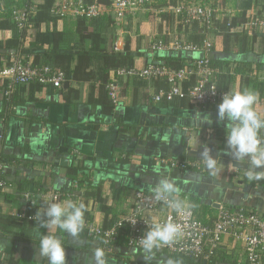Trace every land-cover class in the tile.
I'll return each mask as SVG.
<instances>
[{"label": "crops", "instance_id": "obj_1", "mask_svg": "<svg viewBox=\"0 0 264 264\" xmlns=\"http://www.w3.org/2000/svg\"><path fill=\"white\" fill-rule=\"evenodd\" d=\"M192 1L153 0V11H141L126 23L115 24L109 16H102L85 20L81 30H77V20L57 21L49 14L32 24L22 39L26 51L37 35L64 33L70 38V54L56 61L43 56L52 46L38 42L36 52L28 57L33 64L49 65L63 74L64 68L73 71L78 67L80 76L90 73L92 78L74 80L70 74L60 89L34 81L16 85L0 80V153L8 159L6 176L12 185L0 194L1 214L35 215L44 206L43 194L32 193L35 188L72 189L88 211L86 221L101 228L111 227L128 213L135 192L151 193L159 180L166 178L176 185L175 196L190 203L197 219L208 226L219 208H243L264 216V180L249 181L245 175L247 162H237L223 153L227 121H217V106L199 109L185 98L154 103V95L166 89L165 84L135 78L117 80L118 100L113 106L102 81L103 59L96 56L84 63L78 61L79 53L96 55L102 50L122 56L128 53L125 66L155 62L158 56L181 58L183 64L207 57L216 64L214 81L219 88L258 94L254 109L264 119V30L242 27L249 17L264 16V0H204L216 11V29L228 22L236 25L228 31L226 41L221 34L206 32L198 23L186 27L178 21L173 9ZM44 2L32 0L37 7ZM160 23L162 32L156 28ZM86 28L89 35L83 36ZM7 34L9 38L19 37L14 28ZM153 39L169 45L174 41L199 46L209 43L210 48L208 53L172 49L151 53L149 43ZM115 42L120 49L115 50ZM113 70L108 71L107 80ZM197 113L208 116L211 122H200ZM260 135L264 138V129ZM204 146L218 157L215 176L200 160ZM160 159L192 161L199 168L170 171L158 163ZM69 169H73L71 175ZM73 179L82 185H75ZM26 192L32 194V204L22 198ZM36 227L34 220L21 230L10 229L5 235L0 232V249L5 255L0 264H34L40 235L47 234V229H40V233ZM52 234L66 245L68 264H94L93 251L83 249L88 242L85 229L77 240L58 229ZM217 252L234 264H247L243 248L232 238L224 237ZM116 253L118 256L106 255L107 264H139L133 249L117 248Z\"/></svg>", "mask_w": 264, "mask_h": 264}, {"label": "built area", "instance_id": "obj_2", "mask_svg": "<svg viewBox=\"0 0 264 264\" xmlns=\"http://www.w3.org/2000/svg\"><path fill=\"white\" fill-rule=\"evenodd\" d=\"M153 0H111L109 7H103L97 3L84 4L79 0H59L57 5L50 11V15L57 21L66 18L71 19H97L109 16L115 24L127 22L137 17L139 12H146V6L151 5ZM37 10L31 8H19L12 13V19L18 28L33 17ZM173 13L179 18L183 26H191L193 23L202 25L206 31H214L216 22V11L205 5L204 0H194L190 3L178 4ZM230 26V25H228ZM248 30H264V16L253 15L242 25ZM151 53H160L168 49L176 51L208 53L210 44L203 45L181 44L174 41L165 44L161 39H153L150 43ZM115 50L120 49L118 43H114ZM215 70L209 65L207 57L186 63L182 68L172 70L153 62L143 68L119 67L113 70L112 76L106 84V91L112 105L117 104V80L123 78H135L146 81H161L166 89L160 90L154 95V103L172 102L175 99H188L189 103L199 109H208L217 106L225 93L229 90L221 89L214 81ZM0 80L8 81L9 84H27L32 81L43 86L60 89L65 81L64 74L57 68L49 65H35L29 58L24 60H11V65L0 72ZM192 81V83H191ZM191 83L184 90L186 83ZM186 91V92H185ZM158 163L168 167L170 171L199 168L192 161H180L175 159H160ZM5 166L0 163V190L6 186L2 181ZM41 194H39L40 196ZM22 198L27 203H33V196L26 192ZM44 206L47 203H60L63 197L59 193L50 192L42 195ZM80 204V198L73 201ZM18 219L27 222L34 221L31 215L25 213L16 214ZM171 218L174 222L184 226L183 235L178 237L175 243L165 246L160 250L170 255L191 256L198 260H208L217 253L222 246L224 237L232 238L240 244L244 250L247 264H264V216L252 211L240 208L227 210L219 208L212 225L208 226L195 216L192 210L187 216H177L163 202L153 198V192H135L128 213L118 219L109 229L102 230L101 227L88 223L85 220V229L93 239L102 236L105 245L113 244L118 235L126 236V247L129 249H140L138 240L147 231L148 225L154 222L163 223ZM135 224L133 225L132 223ZM105 252L109 253L107 248ZM5 255L0 249V262L4 261Z\"/></svg>", "mask_w": 264, "mask_h": 264}, {"label": "clouds", "instance_id": "obj_3", "mask_svg": "<svg viewBox=\"0 0 264 264\" xmlns=\"http://www.w3.org/2000/svg\"><path fill=\"white\" fill-rule=\"evenodd\" d=\"M257 100L258 94L255 92H232L225 93L217 105V121H227L223 153L237 162H247L249 167L245 175L249 181L264 180V138L260 135L264 129V119L254 109ZM197 115L200 122H211L208 116H201L199 113ZM200 160L210 175H217L218 157H213L211 149L207 146H204L200 153ZM152 191L153 198L163 202L177 216H187L191 210L190 203L175 196L178 189L174 182L166 178L160 179ZM85 211L83 203L77 204L71 200L47 203L43 209L36 211L32 217L38 225L36 228L39 231L42 228L47 229V234L40 235L34 264H40L41 261H46V264H68L66 248L61 237L52 233L58 229L74 240L79 239L84 231ZM146 225L147 231L138 240V244L144 253V261L150 264L158 250L175 243L177 238L183 235L184 226L171 218L163 223L154 222ZM92 257L94 264H107L106 253L101 247L93 250ZM168 264L174 262L169 260Z\"/></svg>", "mask_w": 264, "mask_h": 264}, {"label": "trees", "instance_id": "obj_4", "mask_svg": "<svg viewBox=\"0 0 264 264\" xmlns=\"http://www.w3.org/2000/svg\"><path fill=\"white\" fill-rule=\"evenodd\" d=\"M59 2V0H45V4L43 6L37 7V6H33L32 4V0H0V43L4 42V46H0V58H3V61H0V72L5 69L6 67L11 65V60L15 59V60H24L25 58H28L30 56H32L33 52H36V49L38 48V42H46L47 44L51 45L52 48L47 52L44 53L43 56L45 57L44 59H49V61L52 59L53 61L58 60V57L60 56H65L67 57L70 54V49L68 48L69 46V42H70V38L68 36H66V34L64 33H53V34H42V35H37V38L35 40L34 43H32L31 45H29L28 50L26 51V49H23L22 47V39L24 38V34L25 32L30 29V27L32 26V24L34 23H38L40 22L39 17H42L44 14H49L50 15V11L55 7V5H57V3ZM98 5H101L103 7H109L111 0H97L96 1ZM34 7L37 12L33 17H28V20L26 21V23L23 25V27L18 28L16 26V24L14 23L13 19H12V13L14 10H17L19 8H31ZM146 11L148 12L150 9L153 11V5H147L146 7ZM150 12V11H149ZM148 16L152 17V13H149ZM163 16V15H161ZM51 17V15H50ZM165 16H163L164 18ZM52 18V17H51ZM53 19V18H52ZM55 20V19H53ZM77 20V30H81V26L83 24V22L85 21V19H75ZM152 23L153 26H155L153 18H152ZM244 23V22H242ZM230 25V27L228 26ZM233 22L231 23H227V24H222L221 27L219 29H215L214 32H216V34H221L224 37V41H226L227 37H228V31L230 30V28L233 26ZM226 26V27H225ZM236 25H234L233 27H235ZM11 28H14L18 31L19 33V37H15V38H9L8 34L9 30H11ZM157 31L158 32H162L163 31V23H160L157 25ZM208 32V31H206ZM83 36H88V29H84V31H82ZM81 33V34H82ZM182 44V43H181ZM71 56V55H70ZM96 56L101 57L103 59L104 62V69H103V78L102 81L105 83V86L108 82L107 78H108V71L111 68H117V67H126V68H143L145 65L147 64H143L140 66H132L131 63H129V65L131 66H125L126 64V60L129 58V54H123V56L114 54L113 52L109 51V50H102L100 52H97L96 55H89L87 53H79L78 54V61L80 63V61L87 62L92 58H95ZM201 59V58H200ZM192 62V61H191ZM34 63V62H33ZM157 65L160 66H164L166 68L172 69V70H177L182 68L186 63H190V62H186L183 64V60L180 58H166V57H162V56H158L157 59L155 60V62H153ZM87 64V63H86ZM209 65L211 66V68H215V63L214 61H212L211 59H209ZM57 66V64H56ZM58 69V68H57ZM64 75L65 77H68V75H70L74 80H81V81H87L89 79L92 78V76L90 75V73H87L84 76H80L79 75V68L76 67L73 71H69L66 70L64 68ZM62 72V71H61ZM187 87L184 86V90H186ZM186 92V91H185ZM10 102V101H9ZM9 102H7V106H9ZM7 161L8 159H6L1 153H0V163L4 164L5 166V170H4V174L2 175V181H4V183L6 184V186H12L11 182L7 179L6 176V172H7ZM73 172V169H69V174L71 175V173ZM76 173V172H75ZM76 174H74V176L72 175V177H75ZM75 179H73L74 181ZM72 181V180H71ZM75 182V185H79L81 186L82 183L81 182ZM47 191V192H44ZM40 190V189H36L35 191H32V193L36 194H44V193H50V192H57L61 195V197H63V199L65 200H71V201H75L76 198H78L77 193H75L74 191H58V190ZM3 191L0 190V194ZM35 195V194H34ZM88 211H85V220H89V216H88ZM88 223H91L90 221H87ZM28 222L24 221V220H20L18 219L16 216H6L1 214L0 211V232L5 234H9L10 233V229H23L24 225H26ZM110 227H106V228H102V230H107ZM85 229V227H84ZM86 231V229H85ZM17 235V234H15ZM86 238L88 240L87 244L84 245L85 250H89V251H93L95 248L97 247H101L104 249V251L108 248L110 250L109 253L105 252L106 255H117L116 250L117 248H128L126 247V236L125 235H118L116 237V241L113 244L110 245H105L104 244V239L102 236H98L97 238L93 239L91 236L88 235L87 231H86ZM125 244V245H124ZM66 248V245H64ZM69 248V247H68ZM135 250V258L137 259V257H139V259H137V261L139 262V264H146V262L143 259L144 253L142 250L140 249H133ZM172 260L174 262V264H234L232 262H230L229 260H226L223 256H219L218 252L215 253L214 256H212L211 258H209L208 260H198V259H194L191 256H183V255H170L167 254L166 252L162 251V250H158L155 253V257L154 259L150 262V264H168V261Z\"/></svg>", "mask_w": 264, "mask_h": 264}]
</instances>
